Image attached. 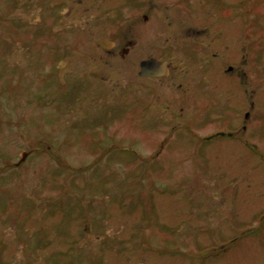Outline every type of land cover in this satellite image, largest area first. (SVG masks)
Instances as JSON below:
<instances>
[{
  "label": "rangeland",
  "instance_id": "1",
  "mask_svg": "<svg viewBox=\"0 0 264 264\" xmlns=\"http://www.w3.org/2000/svg\"><path fill=\"white\" fill-rule=\"evenodd\" d=\"M53 3L0 0V264H264V41L238 69L249 38L236 17L214 44L224 63L202 70L176 54L170 79L154 82L138 59L197 46L193 12L158 3L152 30L140 23L152 3L138 4L140 35L126 32L117 44L135 50L122 57L95 47L90 0H61L57 30ZM185 114L190 127H169ZM244 123L249 139L242 128L203 138Z\"/></svg>",
  "mask_w": 264,
  "mask_h": 264
},
{
  "label": "flooded vegetation",
  "instance_id": "2",
  "mask_svg": "<svg viewBox=\"0 0 264 264\" xmlns=\"http://www.w3.org/2000/svg\"><path fill=\"white\" fill-rule=\"evenodd\" d=\"M189 1L190 0H175L172 2H162L159 0H90L92 6H90L87 9L88 11V19H87L88 26L87 27L89 31H92L94 33L99 32L101 34L95 40V44H96L95 47L97 49L103 50L104 53L106 52V53H112V54L116 53V50H117V52H120L122 57H127L133 53L132 51L134 49V45H133L134 41L129 40L127 44L125 43L124 45H121V46L118 45L117 43L120 40L122 42V38L128 36L126 32L132 33L133 36L140 35L142 24L139 25V23L137 22V18H139V13L136 14V11H137L136 8H138L137 7L138 4L146 6L149 3H152V7L149 6V10L147 8L146 12L144 11V13H142L143 21H140V23L144 22V25H147L148 27L149 25L150 27H152V24H149V23H151L153 20V17H152L153 12L156 10V8L159 9L158 7H160L158 3L159 4L166 3L167 6L170 5L168 8H171V6L173 7L175 5H178L179 3L180 4L179 12L183 16H187L186 13L193 12V15L196 18H199L198 28H197L198 29L197 30V43H196L197 46H192L191 43H187L183 41L184 45H182V47L181 46L173 47L170 45L169 46L165 45L161 47L162 49L165 50V52L171 53L173 55H169V56L161 55L160 56L158 53H161V52L153 50L154 51L153 54L151 51V55H149L148 57L138 59L137 64H139V67H140L139 76L142 79L147 78L154 82H157V81L159 82V81H167L168 79H170L169 76L171 74V71L175 69L174 57L176 54H178L176 57V60L178 58L185 59L186 56L191 54L192 58H194L196 62L202 65V67L200 68V69L203 68L202 70L215 67V66L217 67V65L221 62L224 63L222 60L218 62L215 61L217 58L218 59L222 58L220 52L215 49L216 47L214 45L215 43L218 42V39H219V36L217 34L221 33L220 34L221 37L225 36L226 38L228 37L230 38L232 36L231 34L234 33L232 23L234 22L236 17L237 18L239 17L241 21L242 20L245 21L246 26L244 25V33L246 37L249 38V41L245 45L247 47L246 53L244 55L245 57H242L241 60H239V62L237 63L238 67L232 63H229L228 69L233 70L235 67L239 69L240 68L239 65L241 63H243L242 65L244 66L242 68L244 69L250 68V65L252 64L251 45L252 44L253 46L257 45V47H259V45H261V43L264 41V34L262 33V31H264V25H263L264 23L262 22V19L259 17V11L260 12L264 11L263 8L261 7L262 5L264 6L263 1L257 2L256 4V2L254 3L253 0H237V1L236 0H199L198 4L192 8L188 7L189 4H191V1L190 2ZM60 2L61 0H54V3L50 9V12H52L51 18L53 21V28L56 30L58 29L57 24H58ZM225 2L231 3V5L228 6L225 4ZM95 3H97L98 10H96L97 12L93 13L91 8L95 5ZM168 8H165V9H168ZM63 11H70V10L63 7ZM125 12H127L128 14H126ZM128 15L131 19L130 18L124 19L126 18L125 16H128ZM41 22H43V17L41 18ZM124 22L126 23L124 24ZM159 22L161 23L160 28L167 27L166 19L160 18ZM201 22L203 23L201 24ZM154 23H155V26L153 27L155 29L152 27V30H156L157 26L159 25L157 21H155ZM253 25L260 27L258 32L256 30L257 33L252 31ZM124 26L125 27L130 26L129 31H124L125 30ZM220 26L222 27L219 28ZM218 29H220V33ZM217 30H218V33H216V36L218 37L214 36L215 34L214 35L212 34L213 32H217ZM154 38H157L156 35L154 36ZM225 45L228 47L230 44H225ZM261 47L264 48V45H262ZM179 48H181L182 50H178ZM149 49L152 50L153 48L150 47ZM181 55H183L184 57H182ZM228 57L230 60L231 55L229 53H228ZM258 57H259V60H261V57H262L263 61L261 64H264V53L261 56L258 55ZM223 59L228 60L226 59L225 56L223 57ZM149 60H156L157 62L161 63L165 71H161L160 66H155L156 67L155 70L152 71L153 74L142 75L141 74V71L143 69L142 63L144 61H149ZM60 62H62V64L64 63L67 65L69 61H67L66 59H61L59 63ZM180 62H183V61L181 60ZM91 74L93 78L96 77L95 79H100L98 77L102 76L100 72H92ZM200 75L201 77L199 79V83L202 85V83H204L205 81L204 79L205 76H204V73H201ZM244 76L245 78L249 77V73L247 70L244 71ZM174 83L177 84L178 81L175 79L174 82H172V84L175 85ZM182 85L183 84H181L180 86ZM245 91H247L246 88H245ZM211 94L215 95L214 89H211ZM179 107H180V112L182 110L185 111V108L183 107L182 104H180ZM212 112H215V111H212ZM243 112H244V117H248L250 115L249 110H245ZM180 117L182 121L179 122V125L175 124L169 127L174 130L180 127H184L182 125H185V124L187 127H190L189 124L187 125V121L189 123V116L185 114V116L181 115ZM240 128H242V131L245 134L244 139L246 138L249 139L250 135L248 134H249L250 129H249V124H246V123H244V125L237 126V127H232V126L231 127L230 126L221 127L217 131H214V133L204 135L203 138L208 143L212 142V140L217 139V137L227 136V138L233 139L235 138L234 136L236 135L238 136V134L242 133V131L240 132ZM247 142H249V140H247ZM162 144L164 147L165 144L164 143Z\"/></svg>",
  "mask_w": 264,
  "mask_h": 264
},
{
  "label": "water",
  "instance_id": "3",
  "mask_svg": "<svg viewBox=\"0 0 264 264\" xmlns=\"http://www.w3.org/2000/svg\"><path fill=\"white\" fill-rule=\"evenodd\" d=\"M155 66H160V70H161V71H165V70L163 69L164 67L162 66L161 63L157 62L156 60H149V61H144V62L142 63V67H143V69H142V71H141V74H142V75H150V74H153L152 71L155 70V68H156ZM26 157H27V153H23V157H22L20 163H21L23 160H25Z\"/></svg>",
  "mask_w": 264,
  "mask_h": 264
},
{
  "label": "trees",
  "instance_id": "4",
  "mask_svg": "<svg viewBox=\"0 0 264 264\" xmlns=\"http://www.w3.org/2000/svg\"><path fill=\"white\" fill-rule=\"evenodd\" d=\"M7 165V164H6Z\"/></svg>",
  "mask_w": 264,
  "mask_h": 264
}]
</instances>
